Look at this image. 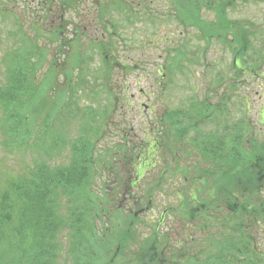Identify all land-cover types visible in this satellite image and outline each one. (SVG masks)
Masks as SVG:
<instances>
[{"label": "trees", "instance_id": "1", "mask_svg": "<svg viewBox=\"0 0 264 264\" xmlns=\"http://www.w3.org/2000/svg\"><path fill=\"white\" fill-rule=\"evenodd\" d=\"M2 1L0 14L9 16L12 11ZM38 1L42 11L34 21L44 24L51 14L45 6L49 0ZM95 1L98 19L104 24L112 21L115 31L114 11L139 19L137 9L122 0ZM171 2L177 5L182 26L198 28L208 42L222 38L234 58L230 75L219 77L202 98L194 93L184 107L167 109L159 120L160 134L164 126L174 128L182 140L189 138L191 130L196 134L190 137L192 151L199 153L202 165L191 191L184 189L177 195L187 221L205 230L200 240L191 235L190 243L177 241L174 249L169 248L163 230L155 227L157 232L148 235L140 229L147 222L142 211L151 206V197L145 204L137 199L128 210L122 206V212L118 199L126 183L115 180L97 186L104 172H112L126 158L125 153L131 154L129 165L146 150L127 137L100 147L106 135L97 121H106V112L114 114L123 101L113 94V74L128 66L120 60L116 32L96 40L102 64L95 82L101 78L109 104L102 107L105 111L80 105L91 85L90 66L82 44L76 48L75 38L68 39L65 18L51 28L50 35L42 25L32 35L22 25L9 30L4 47L0 34L1 147L6 154H21L26 162L17 175L9 166L0 175V264H264V234L259 235L264 227V138L247 120L249 111L241 119L235 115L238 103L247 102L240 94L246 85L241 77L264 78V40L262 48H255V34L249 27L229 18L227 7L236 0ZM75 3L60 0L65 10ZM204 9H214L215 17L203 16ZM140 12L142 17L155 14ZM70 48L73 52L61 69L58 60ZM174 48L167 56L170 74L182 72L181 60L186 59L185 46ZM60 72L66 79L59 86ZM77 115L78 132L68 138L66 129ZM208 124L213 128L202 132L200 127ZM199 182L203 191L192 192ZM135 185L127 183V194H135L128 192ZM192 208L197 209L196 216L191 215Z\"/></svg>", "mask_w": 264, "mask_h": 264}, {"label": "rangeland", "instance_id": "2", "mask_svg": "<svg viewBox=\"0 0 264 264\" xmlns=\"http://www.w3.org/2000/svg\"><path fill=\"white\" fill-rule=\"evenodd\" d=\"M75 1L76 3L67 10L62 7L60 0L46 2L45 6L51 14L44 24L34 21L36 14L42 11L38 6V0L2 1L12 11L6 17L0 14V34H2L3 47L8 42L6 38L9 30L13 31L17 27L16 30H19L22 25L23 29L32 35L36 32V26L42 25L46 34L50 35L51 28L66 18L69 24L67 26L63 22V25L68 39L75 38L76 48L82 44L81 47L86 54L85 58L88 60L86 64L90 66L88 78L91 85L87 95L85 96L84 92L79 103L82 106L89 104L99 108L98 110L105 111L102 107L107 106L109 101L107 93L103 91L104 86H101V78L97 79V83L95 82V77L100 73L98 69L102 60L94 43L96 40L100 41L103 35L107 36L110 32H116L115 40L119 47L120 60L128 68L126 70L122 67L118 68L113 74V80L110 83L114 89L113 94L117 93L123 101L119 102L114 114L112 111L106 112V121H97L98 125L104 126L106 135L100 142V147L103 148L106 143L110 145L127 137L131 144L138 145L137 148L140 147L141 151L146 150V152H141V155L137 153L134 163L129 165L128 162L132 159L131 154L125 153L126 158L116 164L112 172H104L97 186L100 188L103 183L111 185L117 180L118 183L124 185L126 183L127 189V183L135 182V187L128 190V192L135 193L131 194L135 198L127 194V190L123 188L118 203L123 212L122 206H126L128 210L131 206L129 204H133L137 199L145 204V201L151 197V206L142 211V216L145 220L147 219V222L140 226L143 233L152 235L157 232L155 227H158L160 231L163 230L168 247L172 249L177 241L190 243L191 235L199 241L205 230L187 221L186 210L179 207L177 195L181 194L184 189L187 192L191 191L194 185L193 178L198 174L202 165L199 153L192 151L193 143L190 137L196 134L194 130H191L188 134L189 138L182 140L170 126H164V131L160 134L162 126L159 120L167 109L184 107L192 99L191 96H194V93L198 95V99L202 98L209 91L210 86H216L215 81L217 82L219 77L230 75L232 71L230 66L234 60L232 50L222 38L215 37L208 42L201 37L202 31L198 28L182 26L177 21L175 10L177 5L171 0H122L125 4L137 9L139 19L136 20V15L131 16L130 13V19H132L130 20L125 11H114L117 31L113 29L112 21L104 24L98 19L95 0ZM234 3L227 7L229 18L233 21L240 20L244 23L243 27H249V31L255 34L254 47L262 48L264 0L247 2L236 0ZM142 10L155 14L142 17L140 14ZM215 14L214 9L203 11V16L210 19L214 18ZM16 19L20 21L19 25ZM46 39L44 38V43L48 44ZM53 46L54 44L50 47L52 49L50 59L54 53ZM183 46L186 47V59L181 60L182 72L177 70L173 74L168 73L166 66L168 51L172 47L179 50ZM72 52L73 48H70L66 51V56L62 54L58 60V66H61V69L65 67L64 60H68ZM237 58L238 64L244 66L242 60ZM42 72L43 69L39 75ZM241 78L246 85L242 86L240 94L247 102L238 103L235 115L241 119L245 116L244 111H249L247 120L249 119L260 137L264 138V78L260 80ZM65 79V74L61 75L60 72L59 86L63 85L62 81ZM219 88L222 91L223 86ZM80 121L79 115L72 120L66 129L68 138L77 134ZM212 128L213 125L208 124L202 125L200 130L204 132V129L211 130ZM164 143L166 146L163 145ZM25 164L21 154H6L0 141V175L8 166L13 172L17 171V175L21 165ZM153 165L154 167H151ZM196 188L200 189V192L203 191L200 182L192 189V192H196ZM148 193L151 196H148ZM196 214H198L197 209L192 208L191 215L196 216ZM259 233L262 237L264 227L259 228Z\"/></svg>", "mask_w": 264, "mask_h": 264}]
</instances>
